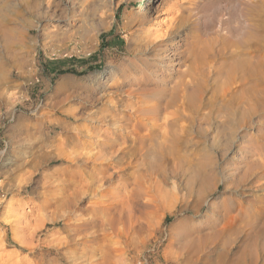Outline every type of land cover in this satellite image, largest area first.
Listing matches in <instances>:
<instances>
[{"label":"rangeland","instance_id":"1","mask_svg":"<svg viewBox=\"0 0 264 264\" xmlns=\"http://www.w3.org/2000/svg\"><path fill=\"white\" fill-rule=\"evenodd\" d=\"M179 18L181 37L157 43ZM213 44L224 52L207 54ZM177 53L184 55L174 60ZM245 61L246 83L233 68ZM261 62L264 0H0V264H53L69 252L99 262L102 249L62 242L71 236L65 225L91 217L83 211L100 196L72 215L58 204L72 194L78 169L102 168L87 158L105 155L106 165L131 145L107 147L108 136L95 131L115 132L131 108L155 104L161 90L163 116L141 123L159 134L175 117L168 130L185 128L186 138L154 166L143 158L120 174L109 169L118 174L108 190L117 202L104 251L116 249L110 257L118 264H264L255 251L264 246V109H248L247 126L234 115L228 128L234 104L264 90ZM182 81L196 91L203 84L189 102L175 100ZM97 224L86 232L100 235Z\"/></svg>","mask_w":264,"mask_h":264},{"label":"bare ground","instance_id":"2","mask_svg":"<svg viewBox=\"0 0 264 264\" xmlns=\"http://www.w3.org/2000/svg\"><path fill=\"white\" fill-rule=\"evenodd\" d=\"M180 18H182V17H180ZM184 22L185 21L183 19H180V21H177L176 23H172L169 26V30H167V33L164 36H158L157 38H159L160 40H158L156 42L161 44L163 42V38L165 36H168V38H169V36L172 37L174 34L177 37H181L182 33H181V31L179 29L184 26ZM148 32H149V30H148ZM151 34L152 33L149 32V35H151ZM147 35H148V33H147ZM157 38H155V39H157ZM216 41H218V39ZM170 46H171L172 49L179 48V45H175V43L174 44L172 43V45H170ZM245 46L248 47V41L245 42ZM196 47H195V49H196ZM228 47H230V46H228ZM159 48H161L160 50L163 51L161 46ZM156 49H157V47H156ZM222 49H223V52H224V48H222ZM222 49L220 48L219 50H217V48H215V46L213 44L212 46L207 47V54H209L210 52L213 53V54H216V53L219 54V53H221ZM160 50H157L155 52H158ZM183 55H184L183 53L175 54L174 55V57H175L174 60H177V59L183 57ZM201 55H202L201 51L199 52V50H198L196 52V55L194 56L195 63L199 62V60L201 59L200 58ZM199 64H197V66H195L196 69H194V70L198 71V73H200V69L202 67ZM143 67H147V63H143ZM233 68H234V70L237 69L238 74L241 75L240 78L245 81L244 83H246V81L250 80V78H251V70H250V67H249L247 61H245V63L243 65L235 66ZM257 71H258V74L257 73L256 74L259 75L258 81L260 83V86L264 87V63L263 62L260 63L259 68H258ZM218 75L221 78V75H223V72L220 71L218 73ZM234 77H236V76H234ZM196 80H197V78L195 79V81ZM151 81H152L151 78H146L145 82H143V83H150ZM202 86H203V84H200L201 88L199 87L198 91H200L202 89ZM193 87H194L193 83H190V82H187V81H182L179 84V86H178V90H177V94H176V99L175 100L185 99V100H187V102H189L188 101L189 97L191 95L195 96L194 94H196L198 92ZM197 88H198V86H197ZM149 93H151V92H149ZM153 96L155 97V101H156L155 104H151V106H145V107L144 106H138L135 109L131 108V114H127V117L124 120L125 125L122 126V127H118V129H116V127H115V129H114L115 132L95 131V135L96 134L100 135L102 133V136H104V137L108 136L107 137L108 140L106 139L107 141L104 144L107 147L113 148L116 145L118 140L121 141L122 142L121 144H123V145H127L128 143H131V145L128 146V147L122 148L121 150H119L115 154L113 153V155H112L113 157H111L112 160L109 161L108 162L109 164L107 163L106 165L104 163L105 162L104 160H107L105 155L96 154V155H93V156L87 158L88 160H90L93 163L94 162H98V165H100L102 168H100L98 170H95V171H91L89 175H87V173H88L87 172V168L86 169H78V171H76L74 173V175L76 177L75 181L73 183H71L70 185L68 184V188H69L68 190H70V191L72 190L73 191L72 194H70L69 196L65 197L62 200V202H59L61 204H58V205H60L59 207L66 208L68 210V213H66V214H68V215L71 214L72 215V212H74L75 209H78L80 207V204L82 202H84V200L86 198L88 199L90 196L92 197V195H97L98 197L100 196L101 201L99 203V206H97L96 208H86L83 211V213H85V215H86V213L87 214H91V217L89 216V218H86L85 220L83 219L80 222H78L80 219L79 220H75V219L72 220L71 219L72 221H69L70 223L65 225V228H64L63 232H69L71 234V236H70L69 239H66L64 242H62V245H67V246H77V247H80V246H91V248L92 247L93 248L96 247L98 250L102 249L103 255L99 259V262L97 261L96 264H118V262L115 261L116 259H114V260L111 259V257H113L111 255H115L116 249H115V252L113 250L114 254L112 252L111 255L109 254V251L107 249H106L108 251L107 253L104 251V249L108 247V244L105 243V241H107L108 239H107V232L105 231L104 227L112 226V228H114V225H115L114 219L109 217V212H110V206L111 205L115 206V203L117 201H112L113 198L115 197V195H114V193H111V191L110 192L108 191L109 189L110 190L113 189L112 188V186H113L112 183L114 181V178L116 176H118V174H120V173L129 171V170H131V169H133L135 167L136 168L137 167H141V164L140 163L138 164V161L140 159L144 158L143 162H142L143 165H144V163H150L151 165H153L160 158H162L164 160L167 159L166 153L169 151L168 149L169 148L171 149L172 147L177 146V145L182 147L181 146L182 139L186 138V133L187 132H185V130H184L185 128H183V129L181 128L180 133L177 132L178 134L174 133L173 129H170L173 132L168 130L169 126H170V125L168 126V124L170 123L171 119H166V122L164 124L166 128L164 127L165 130L163 129L162 130L163 132L160 131L162 133H159V134H155V131H156L155 129L156 128L149 129L146 124L143 125L141 123L143 120L144 121L150 120V121L154 122V121H157V120L161 119V117L163 116V113H162L163 107L160 105V102H159L160 100L159 99H161L164 96L165 97L167 96L166 91L165 90L154 91V95ZM151 97H152V95H151ZM196 97H198V96H196ZM249 98L250 97H248V95H246L244 99H242L240 102L238 101L237 103L234 104V106H233L234 111L231 114H229V116H228L229 117L228 118L229 119L228 128L235 127V122L232 121V120H234L233 119L234 115L238 116L239 114H242V119H241L240 125L241 126H247L248 123H249V119H250L249 116L251 115V113H248V109L249 110L252 109V111H254V112L256 110L257 114H259L257 110L264 109V90H259L258 94L255 97H253L252 100L249 99ZM190 99H192V97H190ZM191 101H194V99L191 100ZM184 104H185V102L183 101L182 105H184ZM192 104H193V102H192ZM194 104H196V102H194ZM196 106H197V104H196ZM241 110H242V112H241ZM260 112H262V111H260ZM116 119H117L116 116L113 117L114 121ZM174 119H175V117H174ZM174 119L172 118V120H171L172 123H174V121L176 123V119L175 120ZM101 121L102 122H99V124H105L103 120H101ZM106 121H107V119H106ZM129 124H132V126H133L131 129H128V125ZM105 125H107V124H105ZM176 126H177V124H176ZM176 126L174 125V127H176ZM77 140H81V139L77 138ZM85 144L89 145L88 143H85ZM142 150L144 151V153H143ZM141 152H142V154H141ZM60 154H62V153L60 152ZM47 157L45 156V158L43 160V163H41V165H45L49 161V159ZM117 158H120V159L118 160ZM74 160L82 161L83 160L82 155L77 154L75 156ZM128 160H130V162L128 163L127 167L123 168L122 166H120L121 163H124V161L128 162ZM112 167H119L120 169H122V171H120L118 174H115L112 177V176H110V174L108 175L109 169L112 168ZM54 173H56V172H54ZM54 173H52V175ZM134 175L135 174L133 173V181H135V176ZM130 193H132V192L130 191ZM110 201H111V203H110ZM106 202H109L110 204L109 203L107 204ZM104 203H106L107 206L104 205ZM263 214H264V212L260 213V215H263ZM85 215L84 214H80V215H77V216H85ZM97 221H98V224H99V225L97 224L98 227L100 226V228H101V229L99 228L100 229V232H99L100 235H95L94 233H91V232L89 234L88 232H86ZM77 223H79V224H77ZM37 227H39V225H37ZM84 232H86L88 234L85 235L86 234L85 233L84 236L81 237L80 234L84 233ZM91 239H93V240H91ZM77 241H81L82 243H78ZM255 251H259V253L262 252L261 254L263 255L264 254V246L262 247L261 251L259 250V248H257V250H255ZM72 253L73 252H69L67 254H65V253L64 254H60L59 258L57 260L55 259L56 261L53 260L52 263L56 264V262L58 260L64 259L65 263H62V264H92V262L88 263L89 259H87V253H86V255L82 254L80 256L76 255L74 253L72 254ZM258 254H256L255 256L258 257L259 256ZM258 259H260V258H258ZM258 259L256 258V260H258ZM96 260H97V258H96ZM111 261H113V262L115 261V263H111Z\"/></svg>","mask_w":264,"mask_h":264}]
</instances>
